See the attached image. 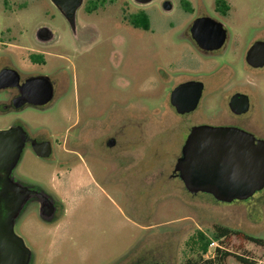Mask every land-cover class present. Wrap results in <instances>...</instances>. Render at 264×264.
Instances as JSON below:
<instances>
[{
    "label": "rangeland",
    "instance_id": "obj_1",
    "mask_svg": "<svg viewBox=\"0 0 264 264\" xmlns=\"http://www.w3.org/2000/svg\"><path fill=\"white\" fill-rule=\"evenodd\" d=\"M167 1L171 12L162 9ZM181 1L142 6L111 0L89 15L85 0L77 12L79 30L77 23L72 30L50 0H0V39L11 53L18 42H35L36 50L47 53L48 73L57 77L55 105L18 116L31 134L44 133L54 144L48 160L31 153L22 170L66 209L56 224L41 221L35 206L17 222L33 264H185L197 258L189 239L200 232L211 237L217 226L263 242L236 235L221 240L232 254L225 264H241L235 256L264 264V194L239 206L222 205L208 194H188L170 178L194 125L177 120L168 104L178 80L172 57L181 44L175 37L190 22ZM231 2L240 10L238 20L249 19L244 27L251 34L264 0ZM140 11L148 15V30L128 22ZM42 27L57 42L39 47L36 32ZM78 33L88 38L76 49ZM112 138L115 148L108 150Z\"/></svg>",
    "mask_w": 264,
    "mask_h": 264
},
{
    "label": "flooded vegetation",
    "instance_id": "obj_2",
    "mask_svg": "<svg viewBox=\"0 0 264 264\" xmlns=\"http://www.w3.org/2000/svg\"><path fill=\"white\" fill-rule=\"evenodd\" d=\"M258 6L259 8L250 25L252 33L246 34L249 27L248 25L244 27V25L249 19L241 18L238 20L237 15L240 10L235 7L231 0H212L211 2L203 0H198L197 2L193 0L181 1L182 12L190 17V22L183 31L181 30L184 33L175 37L174 43L181 44L179 48L182 51L178 48L176 55L172 57H175L172 68L176 71L178 80H176V83L168 93V104L172 114L179 118L177 120L193 123L192 127L210 125L234 129L228 133L232 135H247L255 144L264 143V3L258 4ZM86 12L91 15L94 11L86 10ZM200 19H205L204 24L193 30L195 21ZM244 21L245 23L242 24ZM128 22L130 24V18ZM67 24L72 29L68 22ZM167 26L175 29L177 25L174 22H170ZM77 30H79L78 23ZM84 30L85 26H82L81 32H84ZM9 31L10 29L6 30V32ZM221 37H223V41L218 48H203L198 43V40H202L208 42V46H213L216 43L215 41ZM74 38V47L77 49L87 42L88 35L78 33L77 35L74 34ZM55 42L57 40L53 42L42 41L39 42L38 46L46 47ZM79 44L80 47L78 46ZM184 44L187 47L183 46ZM26 45L18 42L15 45L17 52L11 53L9 51L11 46L3 39H0V73L3 70H11L15 71L19 76V82L16 84L12 80L0 83V132L10 128H23L25 131V143L18 165L10 174L9 179L30 192L31 190L42 192L44 190L32 183L31 176L22 170V165L27 159L31 158V153L37 157L33 150L34 141L38 143L51 142L52 155L54 144L44 133L31 134L27 125L18 116L27 109L36 110L40 113L48 112L57 101V77L55 76L56 74L50 76L48 73V61L45 57L47 53L39 49L36 50L35 42L33 41ZM57 57L66 59L63 56ZM162 63L163 60L158 65L157 71V79L160 84L163 82L162 79H164ZM36 67L40 68L39 72H35ZM37 76L50 78L54 88L53 100L42 107H36L32 103H25L17 107V100L22 95V86L28 80ZM188 83L190 84L178 97V100L191 101L198 96V101L192 110L180 113L177 107L171 103V94L176 88ZM32 94L31 92V97ZM9 116H15L16 118L10 121L8 119ZM189 132L186 135V139ZM243 142V138L230 141L236 146L243 145ZM114 148L115 146L108 148V150H113ZM175 166L170 173V178L178 180L181 188L188 194L193 195L186 190L179 173L175 172ZM5 178L6 174L0 172V179L4 180ZM46 193L49 199L53 201L54 215L48 220L40 216L39 208L44 204V196L36 193L28 197L25 209L17 222L24 217L32 206H35L41 221L46 224L58 223L66 212L65 206L62 201H58L53 195ZM263 194L264 189L246 201L236 200L232 203H221L212 195H208L218 204L239 206ZM213 243L220 244L219 241H213ZM213 251L209 249V253L206 256L207 260L214 258ZM31 264H33V254Z\"/></svg>",
    "mask_w": 264,
    "mask_h": 264
},
{
    "label": "water",
    "instance_id": "obj_3",
    "mask_svg": "<svg viewBox=\"0 0 264 264\" xmlns=\"http://www.w3.org/2000/svg\"><path fill=\"white\" fill-rule=\"evenodd\" d=\"M153 1L134 0L142 6L149 5ZM50 2L75 30L77 12L83 6L84 0H50ZM162 9L171 12L173 5L167 1ZM204 20L195 21L193 30L204 24ZM36 36L38 42H49L54 39L49 27L38 29ZM222 41L223 37L215 41L213 46H208V42L202 40H198V43L201 47L210 49V47L218 48ZM8 80L16 84L19 82V76L15 71L3 70L0 73V83ZM189 84L176 88L171 94V103L180 113L189 112L198 101V96L191 101L178 100ZM21 91L22 95L17 100V107L25 103L42 107L50 103L54 97L53 84L47 76L31 78L22 86ZM232 130L234 129L210 125L191 128L175 166V172L179 173L189 193L210 194L218 202L232 203L236 200L246 201L264 189V143L255 144L247 135L228 133ZM241 138L244 139L243 145L236 146L230 143L231 140ZM24 143L25 131L21 127L0 132V172L6 174L4 180L0 179V264H31L32 252L23 238L16 233L17 221L30 195L39 193L44 196V204L39 208L43 219L48 220L55 213L53 201L45 191L30 192L9 179L18 165ZM115 144L116 141L112 138L106 145L112 148ZM33 150L38 158L49 159L52 155V144L49 141L44 143L34 141Z\"/></svg>",
    "mask_w": 264,
    "mask_h": 264
},
{
    "label": "trees",
    "instance_id": "obj_4",
    "mask_svg": "<svg viewBox=\"0 0 264 264\" xmlns=\"http://www.w3.org/2000/svg\"><path fill=\"white\" fill-rule=\"evenodd\" d=\"M111 0H87L88 5L86 6L87 11H95L99 9V7H104L106 3ZM130 24L135 28H143L145 30L149 29V19L146 12H139L134 14L132 18H130ZM199 235H195L189 239L187 242V246L191 254L196 256L195 259H190L185 264H225L227 259L232 255L231 252L224 247V242H220L221 239H226L231 235H236L237 238H241L244 240H250L255 244L262 246V241L255 238H250L246 235H243L239 232H233L227 228L216 227L211 237H208L204 233H198ZM213 241H219L220 244L218 247L214 248V258L212 260H207L206 256L209 253V249ZM238 262L241 264H256L253 261H250L241 256H235Z\"/></svg>",
    "mask_w": 264,
    "mask_h": 264
},
{
    "label": "built area",
    "instance_id": "obj_5",
    "mask_svg": "<svg viewBox=\"0 0 264 264\" xmlns=\"http://www.w3.org/2000/svg\"><path fill=\"white\" fill-rule=\"evenodd\" d=\"M216 247H218V245L216 243H213L212 246H211V248H210V250L213 251L214 248H216Z\"/></svg>",
    "mask_w": 264,
    "mask_h": 264
}]
</instances>
